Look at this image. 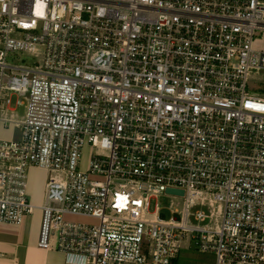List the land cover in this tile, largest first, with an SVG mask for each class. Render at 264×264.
<instances>
[{"label":"built area","instance_id":"1","mask_svg":"<svg viewBox=\"0 0 264 264\" xmlns=\"http://www.w3.org/2000/svg\"><path fill=\"white\" fill-rule=\"evenodd\" d=\"M262 32L264 0H0V123L20 129L0 139V224L33 214L35 167L38 247L65 264H172L185 241L264 264V90L248 85ZM38 46L41 63L8 64ZM14 98L21 121L3 117Z\"/></svg>","mask_w":264,"mask_h":264},{"label":"crops","instance_id":"2","mask_svg":"<svg viewBox=\"0 0 264 264\" xmlns=\"http://www.w3.org/2000/svg\"><path fill=\"white\" fill-rule=\"evenodd\" d=\"M0 128L3 131L9 129L5 128L2 123H0ZM15 133L16 130L14 129L10 138L0 139L15 140L17 138ZM44 172L46 173V171ZM46 183L43 188L42 199L32 202L36 206L33 214L25 217L20 226L0 224V264H65L64 254L58 251L41 250L38 247L42 222L40 206L44 203ZM29 189L30 186H28V193ZM214 263L213 254L197 251L193 244L188 241L180 243L178 255L172 261V264Z\"/></svg>","mask_w":264,"mask_h":264},{"label":"rangeland","instance_id":"3","mask_svg":"<svg viewBox=\"0 0 264 264\" xmlns=\"http://www.w3.org/2000/svg\"><path fill=\"white\" fill-rule=\"evenodd\" d=\"M254 47L260 51H264V32H262L258 37L255 38ZM44 48L43 47H36L33 53H25V52H16V53H10L7 55V62L10 65H27V66H33L37 63H41V60L43 58ZM264 79V71H252L250 75V81L248 82L249 88L252 90H255L257 92H262L264 90V84L262 83ZM24 106L26 105L27 101L26 99H23ZM12 109L15 110V112H10L6 115H3L6 119L9 121H21L25 117V107L21 106L18 107L16 104V98H14L12 106ZM16 130L15 136L17 137L15 140H18L20 137V129L16 127H9L7 131H3L0 128V138L2 139H8L12 135V130ZM47 173V172H46ZM43 171H41L38 168L30 167L27 171L28 175V186H30L29 189V199L31 202L33 201H39L43 197V188L45 186V183L49 179V173L46 174ZM54 176V175H53ZM31 196V197H30ZM153 203H157L160 207L161 213L165 216L167 220H169L174 214L181 215L184 207V199L178 196H172L163 194L160 196H157L155 200H153ZM198 210H202L206 214H210L211 210L207 208L204 203L201 202L200 199H197L195 202V205L191 207L190 211L191 213H195ZM73 220L76 221H85L78 218H73ZM213 221H207L206 224L211 225Z\"/></svg>","mask_w":264,"mask_h":264},{"label":"water","instance_id":"4","mask_svg":"<svg viewBox=\"0 0 264 264\" xmlns=\"http://www.w3.org/2000/svg\"><path fill=\"white\" fill-rule=\"evenodd\" d=\"M167 193L168 194H176V195H179V196L183 195L182 191H175V190H168Z\"/></svg>","mask_w":264,"mask_h":264}]
</instances>
